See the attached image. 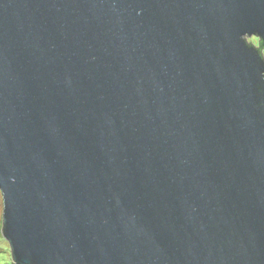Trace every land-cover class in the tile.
Masks as SVG:
<instances>
[{"label":"water","instance_id":"95a60500","mask_svg":"<svg viewBox=\"0 0 264 264\" xmlns=\"http://www.w3.org/2000/svg\"><path fill=\"white\" fill-rule=\"evenodd\" d=\"M251 35L264 0H0L15 264H264Z\"/></svg>","mask_w":264,"mask_h":264},{"label":"rangeland","instance_id":"374dc122","mask_svg":"<svg viewBox=\"0 0 264 264\" xmlns=\"http://www.w3.org/2000/svg\"><path fill=\"white\" fill-rule=\"evenodd\" d=\"M245 39L250 41L253 44H257L258 37L256 35L245 36ZM264 56V50H263ZM2 197L0 193V264H15L13 261L10 246L8 241L5 239L3 232L1 230V223H2Z\"/></svg>","mask_w":264,"mask_h":264},{"label":"trees","instance_id":"16d2710c","mask_svg":"<svg viewBox=\"0 0 264 264\" xmlns=\"http://www.w3.org/2000/svg\"><path fill=\"white\" fill-rule=\"evenodd\" d=\"M244 40L247 42V44L249 46L254 47L257 50V52L260 54L262 60H264V56H263L264 44L262 42V39L258 37V40H257V44L256 45L253 44V43H251L250 41H248L245 38H244Z\"/></svg>","mask_w":264,"mask_h":264}]
</instances>
